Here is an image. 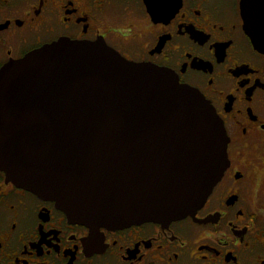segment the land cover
I'll list each match as a JSON object with an SVG mask.
<instances>
[{
    "label": "flooded vegetation",
    "instance_id": "obj_1",
    "mask_svg": "<svg viewBox=\"0 0 264 264\" xmlns=\"http://www.w3.org/2000/svg\"><path fill=\"white\" fill-rule=\"evenodd\" d=\"M241 2L0 0V71L63 38L105 41L198 90L225 124L231 162L194 218L116 230L70 222L0 171V264H264V182L254 163L264 153V54L246 34Z\"/></svg>",
    "mask_w": 264,
    "mask_h": 264
},
{
    "label": "water",
    "instance_id": "obj_2",
    "mask_svg": "<svg viewBox=\"0 0 264 264\" xmlns=\"http://www.w3.org/2000/svg\"><path fill=\"white\" fill-rule=\"evenodd\" d=\"M241 13L264 54V0ZM228 145L199 91L105 41L61 39L0 71V171L92 230L194 218L230 167Z\"/></svg>",
    "mask_w": 264,
    "mask_h": 264
},
{
    "label": "rangeland",
    "instance_id": "obj_3",
    "mask_svg": "<svg viewBox=\"0 0 264 264\" xmlns=\"http://www.w3.org/2000/svg\"><path fill=\"white\" fill-rule=\"evenodd\" d=\"M257 158L259 159L257 161V159H254V163L259 164V167H257L256 169V174L260 176V178L263 180L264 182V153H259L257 155ZM264 190V187H263Z\"/></svg>",
    "mask_w": 264,
    "mask_h": 264
}]
</instances>
